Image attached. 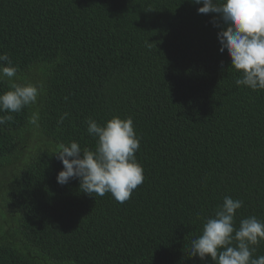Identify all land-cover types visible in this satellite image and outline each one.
I'll return each instance as SVG.
<instances>
[{
	"label": "trees",
	"instance_id": "obj_1",
	"mask_svg": "<svg viewBox=\"0 0 264 264\" xmlns=\"http://www.w3.org/2000/svg\"><path fill=\"white\" fill-rule=\"evenodd\" d=\"M202 6L0 0V54L18 66L17 83L43 85L35 107L0 112L12 116L0 125V179L16 209L0 223V264H214L192 256L191 242L224 197L243 201L236 228L264 221V90L235 84L240 74L220 52L222 21ZM8 90L5 78L0 94ZM117 116L134 121L142 185L124 203L84 193L78 179L60 185L59 146L94 150L87 120L103 126ZM30 137L27 161L3 173Z\"/></svg>",
	"mask_w": 264,
	"mask_h": 264
},
{
	"label": "clouds",
	"instance_id": "obj_2",
	"mask_svg": "<svg viewBox=\"0 0 264 264\" xmlns=\"http://www.w3.org/2000/svg\"><path fill=\"white\" fill-rule=\"evenodd\" d=\"M203 5L200 14H216L222 21L218 33L220 52L231 58V69L239 73L237 86L253 91L264 90V0H194ZM216 26H221L217 24ZM150 47L151 43L146 42ZM18 66L7 53L0 54V81H8L9 90L0 94V112L16 113L37 102L42 84L16 82ZM67 99V98H66ZM68 113L58 120L62 124ZM37 114L31 122L35 123ZM12 119L11 115L0 117V125ZM87 132L97 140L94 150L81 148L78 142L61 144L56 154L63 164L57 182L66 185L78 179L80 188L91 196L110 193L120 203L129 200L133 191L142 185L144 170L136 158L140 148L134 121L131 117H113L105 125L87 120ZM243 201L224 197L214 217L206 220L202 235L192 240V256L201 260L208 257L214 264H264V256L253 258L256 247L264 241V221L255 216L240 221L235 227V216Z\"/></svg>",
	"mask_w": 264,
	"mask_h": 264
},
{
	"label": "rangeland",
	"instance_id": "obj_3",
	"mask_svg": "<svg viewBox=\"0 0 264 264\" xmlns=\"http://www.w3.org/2000/svg\"><path fill=\"white\" fill-rule=\"evenodd\" d=\"M19 76L21 78H23L22 75H19ZM27 78H29V77L27 76ZM35 81H37V80H35ZM27 83H30V82L27 81ZM35 106H36V104H33V107H35ZM36 132L37 131H35L34 133L36 134ZM34 144H36V140L33 139L32 137H30L27 141H23L22 142V148L20 149V152H22L23 154H22V156L18 155L20 157V159L17 160V162L14 163V164H11V165L4 164V165H2L1 166V171L3 173H6L7 175L12 177V173H13L14 169L16 167H19L20 163H22V162L24 163L25 161H27L25 156L27 154H30V153L33 152V145ZM10 181H11V178H10ZM0 184H1L0 185V223H1V226H3L4 223L1 222V220L3 218L5 219V221L6 220H10L13 217V215H14L13 212H15L16 209L12 205V202L10 201V197L8 196V192H9V189H10V184H9L8 180L7 179H4V180L0 179ZM8 226L13 227L12 231H14L13 237H10L11 241L22 244L23 237L20 235V233H18L19 232V228L17 226H15V225L13 226L12 224L11 225L9 224ZM5 228H6V226H5ZM9 230H10V228H9ZM3 234H4V230L1 227L0 228V238H1V236H3ZM2 238L3 239H8L9 236L2 237Z\"/></svg>",
	"mask_w": 264,
	"mask_h": 264
}]
</instances>
